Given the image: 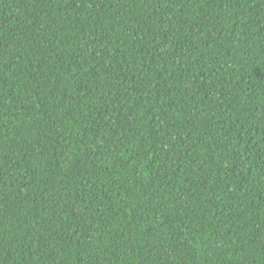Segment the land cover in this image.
Masks as SVG:
<instances>
[{
    "label": "trees",
    "instance_id": "obj_1",
    "mask_svg": "<svg viewBox=\"0 0 264 264\" xmlns=\"http://www.w3.org/2000/svg\"><path fill=\"white\" fill-rule=\"evenodd\" d=\"M0 264H264V0H0Z\"/></svg>",
    "mask_w": 264,
    "mask_h": 264
}]
</instances>
